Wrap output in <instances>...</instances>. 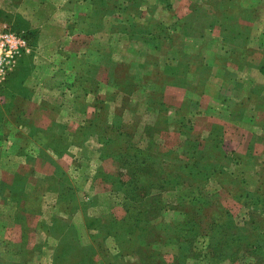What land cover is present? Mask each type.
<instances>
[{"label": "rangeland", "instance_id": "obj_1", "mask_svg": "<svg viewBox=\"0 0 264 264\" xmlns=\"http://www.w3.org/2000/svg\"><path fill=\"white\" fill-rule=\"evenodd\" d=\"M7 150L0 264H264V0H0Z\"/></svg>", "mask_w": 264, "mask_h": 264}, {"label": "crops", "instance_id": "obj_2", "mask_svg": "<svg viewBox=\"0 0 264 264\" xmlns=\"http://www.w3.org/2000/svg\"><path fill=\"white\" fill-rule=\"evenodd\" d=\"M7 151H12V150H7ZM12 154L9 155V158L7 156H0V181H2L3 183L8 182V184H10V180L12 179L14 173L13 172H17V169H19V171H21V169L24 167L25 168V163L26 160H23L21 157H18L15 152H10ZM11 156V157H10ZM12 156H15V160H16V164L17 166L15 168H13L14 166H12L13 164L11 163L12 161ZM11 164V165H10ZM3 193H5L3 191ZM2 196V195H1ZM3 200V196L1 197Z\"/></svg>", "mask_w": 264, "mask_h": 264}]
</instances>
